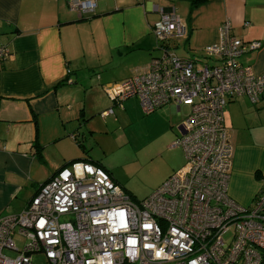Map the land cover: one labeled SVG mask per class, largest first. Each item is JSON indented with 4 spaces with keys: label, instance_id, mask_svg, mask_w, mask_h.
Wrapping results in <instances>:
<instances>
[{
    "label": "built area",
    "instance_id": "built-area-1",
    "mask_svg": "<svg viewBox=\"0 0 264 264\" xmlns=\"http://www.w3.org/2000/svg\"><path fill=\"white\" fill-rule=\"evenodd\" d=\"M97 1L67 0V7L83 18L94 14ZM231 28L221 26V40L204 49V62L182 59L171 42L186 28L175 13L162 14L152 27L160 56L106 89L119 107L135 98L147 115L166 105L189 108L173 143L185 165L135 201L100 166L70 164L24 211L0 217V264H35V255L48 264H264V179L252 207L230 196L233 148L225 126L232 101L246 97L257 106L264 99V73L240 61L262 44L233 36Z\"/></svg>",
    "mask_w": 264,
    "mask_h": 264
},
{
    "label": "crops",
    "instance_id": "crops-1",
    "mask_svg": "<svg viewBox=\"0 0 264 264\" xmlns=\"http://www.w3.org/2000/svg\"><path fill=\"white\" fill-rule=\"evenodd\" d=\"M170 13L186 28L183 38L171 42L178 57L204 62V49L220 42V28L229 22L233 36L262 44L240 61L256 75L264 73V0H206L193 11L183 0H98L94 14L83 18L69 11L67 0H0V48L7 52L0 57V217L24 211L44 183L74 162L100 166L135 201L148 197L185 165L183 149L173 147L185 121L178 118L181 108L179 112L175 105L158 110L166 116L173 139L166 149H179L183 159L155 188L135 195L91 154L90 140L99 131L107 132L110 118L124 110V104L139 103L134 98L119 107L111 101L110 107L106 89L160 56L152 27ZM72 91L86 93L85 108L70 99ZM98 101L104 109L100 115L113 110L106 117L99 115L101 122L84 112ZM248 102L237 98L225 111L233 148L229 193L244 207H252L264 179V99L253 107ZM237 106L244 118L231 119ZM34 143L42 148L40 157Z\"/></svg>",
    "mask_w": 264,
    "mask_h": 264
},
{
    "label": "rangeland",
    "instance_id": "rangeland-1",
    "mask_svg": "<svg viewBox=\"0 0 264 264\" xmlns=\"http://www.w3.org/2000/svg\"><path fill=\"white\" fill-rule=\"evenodd\" d=\"M177 51L182 55L181 47ZM85 94L72 91L69 97L72 101H81L80 108H85ZM109 103L112 107L111 100ZM69 105L75 108L72 103ZM90 106L91 109L88 106L86 111L84 109L88 114L87 118H90L91 114L99 118L104 110L101 109L103 103L98 101ZM249 106L253 107L250 103ZM238 107L233 109L231 119L244 118ZM123 108L124 110L116 112V115L110 118L111 125L106 133L99 131L95 139L90 140L93 146L91 154L115 172L114 176L121 184L140 196L149 188H155L169 169L183 159L182 152L179 149L170 152L166 149L173 139L167 130V118L159 110L147 115L136 102L124 104ZM188 115L189 108L182 106L178 118L184 121ZM91 121L95 123L94 119ZM99 121L102 120L99 118ZM100 122L98 123L101 125ZM49 152L54 155L52 150ZM20 242L17 238L19 245ZM33 260L35 264H48L43 255H35Z\"/></svg>",
    "mask_w": 264,
    "mask_h": 264
},
{
    "label": "trees",
    "instance_id": "trees-1",
    "mask_svg": "<svg viewBox=\"0 0 264 264\" xmlns=\"http://www.w3.org/2000/svg\"><path fill=\"white\" fill-rule=\"evenodd\" d=\"M183 1H186L190 4L191 11H193L194 9L198 8L199 6H201L206 2V0H183ZM35 126L37 131V123H35ZM78 144L81 146L82 150L85 151V147L82 144H80V142H78ZM33 148L35 154L38 155V157H40L42 148L37 143H34ZM83 162H88V161H83Z\"/></svg>",
    "mask_w": 264,
    "mask_h": 264
}]
</instances>
